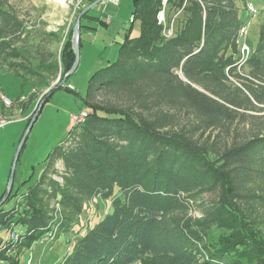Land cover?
<instances>
[{
  "label": "trees",
  "instance_id": "obj_1",
  "mask_svg": "<svg viewBox=\"0 0 264 264\" xmlns=\"http://www.w3.org/2000/svg\"><path fill=\"white\" fill-rule=\"evenodd\" d=\"M83 1L78 13L96 0ZM237 1L132 0L139 36L127 30L116 60L89 77L84 123L47 155L20 209L16 202L0 209V230L22 228L18 242L0 244L4 252H30L53 231L55 240L72 233L99 198L110 200L111 212L55 264H264V123L229 130L246 112L264 111V22L240 61L246 19ZM162 10L165 23L158 24ZM178 18L165 37L164 27ZM72 29L46 34L43 43L60 49L48 62L40 48L32 65L16 47L27 25L0 0L1 71L43 82L48 91L37 108L74 63ZM209 130L220 134L204 137ZM0 260L20 264L3 253Z\"/></svg>",
  "mask_w": 264,
  "mask_h": 264
},
{
  "label": "rangeland",
  "instance_id": "obj_2",
  "mask_svg": "<svg viewBox=\"0 0 264 264\" xmlns=\"http://www.w3.org/2000/svg\"><path fill=\"white\" fill-rule=\"evenodd\" d=\"M109 1L107 2L110 3L109 12L111 13V17L117 19L119 11L121 13L125 11L129 15L132 0H117V3ZM85 2H81V0H7L8 6L27 25L26 33L22 40L17 43L16 47L22 52H27L25 55L29 60L34 58L31 62L32 65L37 64L36 60H38L42 51L40 48H42L46 52V59L49 62L51 59L50 56L48 57V54L57 53L60 49V44L50 43L48 40L46 43H43L46 38L45 35L56 28L67 29L69 26L73 27L79 14V9L85 7ZM247 4H251L254 7L257 11L256 16H247L245 10V5ZM237 5L242 20L246 19L250 23L246 36V44L251 49L256 43L259 25L264 22V0L237 1ZM100 7H103V5L101 4ZM95 10L98 11L99 7ZM95 10H91L89 13H93ZM180 21V18L176 21H171L169 28L164 27L163 35L165 36L169 30L172 31V28L176 29L180 25ZM126 29L130 31L129 38H136L140 34V23L134 21L128 24ZM60 32H62L63 36L64 30ZM117 37H119V40H117L119 43L123 41V34ZM69 40L72 41V33L69 34ZM112 41L103 29L98 30L96 33H85L83 35L82 43L84 45L81 51L79 49L78 67L74 74L68 77L66 82L62 84L60 89L55 90L47 100H43L44 102L37 118L33 122L24 144L19 150L10 190L8 189L10 169L25 130L28 127V119L35 112L39 100L47 93L48 89H43L40 86V83L43 84V82L38 79L30 78L26 75H24V78H21L5 70L1 71L2 66L0 65V120H4L5 122L0 127V202L8 193L0 209H10L15 205V202L20 209L18 205L20 196L25 194L27 188L38 180L44 169L45 159L51 150L67 138L69 131L75 125L72 117L77 115L81 110H85L86 107L83 104L82 98L85 95L89 77L98 69L116 60V56L110 57L112 50L114 52L118 47L116 45L115 49H112L110 47L113 43ZM104 48H106V51L102 54ZM80 57H82V62ZM59 78L60 75L58 74L53 82H48L49 86H54ZM232 83L236 85L234 80H232ZM262 107L264 108V106ZM245 116L246 119L239 120L236 125L230 126V133H233V130L237 128L238 130H247L250 126L258 128L261 123H264V111L246 112ZM208 134L213 139L220 132L218 130H209L204 137ZM227 141L230 143L231 139L228 138ZM114 196H119L117 190L114 191ZM110 212V200L105 201L96 198L88 203L72 233L68 235L62 234L57 240L53 239L52 241L48 240L44 242V246L47 247L43 264H55L59 261L58 258L62 251L65 250L67 252L68 250L67 253H69L78 237L83 235L88 228L92 227ZM192 215L197 216L195 213H192ZM13 231L18 236V234H21L22 228L16 225ZM10 237L11 232H9V228L0 230V244L10 239ZM65 237L70 239L68 248L64 242ZM13 241L14 243L18 242L17 237ZM44 243L40 241L38 244ZM53 243H55L54 247L52 246ZM42 248L43 245H38L35 257L41 255L40 251ZM0 253L12 256L15 259L17 258L20 264H33L30 258L33 254L29 255L28 251H21L15 246L11 250H5V252L0 248ZM0 264L9 263L0 260Z\"/></svg>",
  "mask_w": 264,
  "mask_h": 264
},
{
  "label": "crops",
  "instance_id": "obj_3",
  "mask_svg": "<svg viewBox=\"0 0 264 264\" xmlns=\"http://www.w3.org/2000/svg\"><path fill=\"white\" fill-rule=\"evenodd\" d=\"M101 4L103 5V7H100ZM101 4L94 7L93 9H91L93 11L99 7L98 11L95 10V12H93V13L92 12L88 13L87 16L85 18H83V20H82V28L79 30V37L81 39V45H80L79 49L81 51V48L84 45V43H82V41H83V35H85V33L92 34V33H96L100 29H103L105 31V33L113 40L112 41L113 43L110 47H112V49H115V46L118 45L116 51L113 52V50H112V53L110 56L112 58L114 56H116V58H117L119 44L121 43V42L119 43L117 41V40H119V37H117V36H120L121 34H123V40H124L125 34L127 32V29H126L127 25L132 22V5H131V11H130L129 15H127V12H125V11H123L122 13L119 11L118 12L119 16L117 17V19H115L114 17H111V15H110L111 13L109 12L110 3L105 0ZM65 29L56 28L55 30H52L51 32H56L58 30H64V34H66L68 28L66 30ZM105 51H106V48H104V51L102 54H104ZM80 60L82 62V57H80ZM59 238L60 237H58V239ZM68 241H70V239L65 237L64 242L66 243L67 248H68ZM38 245H43V248L40 251L41 255L35 257V251H36ZM44 245L45 244H36L31 249V251L29 252V255L33 254V256L30 257L33 264H43L44 263L43 258H44L46 247H47ZM54 245H55V243L52 244L53 247H54ZM67 252H68V250H67ZM67 252L65 250L62 251L58 260L60 261L61 258H63L66 254H68Z\"/></svg>",
  "mask_w": 264,
  "mask_h": 264
},
{
  "label": "built area",
  "instance_id": "obj_4",
  "mask_svg": "<svg viewBox=\"0 0 264 264\" xmlns=\"http://www.w3.org/2000/svg\"><path fill=\"white\" fill-rule=\"evenodd\" d=\"M109 1V0H107ZM113 3H117V0H111ZM167 0H163V5L166 4ZM110 2V1H109ZM111 3V2H110ZM245 10L247 13V16L249 17H254L257 14V11L254 9V7L251 4L245 5ZM157 22L158 24H164V11H160L157 15ZM250 23L249 22H244L243 26L239 30V59L240 61H244L250 54V48L246 44V36L248 33V28H249ZM172 34V31H168L165 37H170ZM87 110H81L77 115L73 116L72 119L75 121V124H82L84 123L86 117H87ZM5 124L4 120H0V127ZM10 232V231H9ZM56 233L55 231L48 233L47 237L42 239V243L45 241L47 242L48 240H53L55 239ZM15 234L11 233L10 239H15ZM45 244V243H44Z\"/></svg>",
  "mask_w": 264,
  "mask_h": 264
},
{
  "label": "water",
  "instance_id": "obj_5",
  "mask_svg": "<svg viewBox=\"0 0 264 264\" xmlns=\"http://www.w3.org/2000/svg\"><path fill=\"white\" fill-rule=\"evenodd\" d=\"M104 0H96L94 3H92L91 5L87 6L86 8H84L76 17V20L74 22L73 25V29H72V46H73V52L75 55V60L74 63L71 67V69L63 76L62 81L60 83V85H62L66 79L68 77H70L71 75L74 74V72L76 71L78 64H79V29H80V20L82 18L83 15H85L87 12H89L91 9H93L94 7L98 6L99 4H101ZM44 101H42L39 105V107L37 108L36 113L33 115L27 129L25 130L24 136L20 142V145L18 147L17 153L15 155L14 161L12 163L11 169H10V174H9V178H8V189L10 190L12 181H13V176H14V171H15V165H16V161L18 158V154H19V150L20 148L23 146L24 141L32 127L33 122L35 121V119L37 118V115L41 109V106L43 104ZM8 196V193L6 195V197ZM5 197V198H6ZM5 198L0 202V206L4 203Z\"/></svg>",
  "mask_w": 264,
  "mask_h": 264
}]
</instances>
